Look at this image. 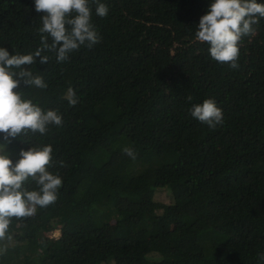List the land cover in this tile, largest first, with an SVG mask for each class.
Listing matches in <instances>:
<instances>
[{"label":"trees","instance_id":"16d2710c","mask_svg":"<svg viewBox=\"0 0 264 264\" xmlns=\"http://www.w3.org/2000/svg\"><path fill=\"white\" fill-rule=\"evenodd\" d=\"M99 2L109 9L99 17L90 0L100 42L64 62L45 51L30 70L47 87L18 90L63 123L5 154L15 163L51 145L62 187L55 203L11 219L0 264H264V18L233 69L196 39L212 0ZM42 15L34 0H0V47H41ZM208 98L223 111L215 129L189 111ZM25 188L38 190L31 178Z\"/></svg>","mask_w":264,"mask_h":264},{"label":"clouds","instance_id":"9594fccd","mask_svg":"<svg viewBox=\"0 0 264 264\" xmlns=\"http://www.w3.org/2000/svg\"><path fill=\"white\" fill-rule=\"evenodd\" d=\"M97 6L96 15L105 17L108 7L99 0H91ZM35 10L42 12V26L38 29L41 47L29 54H12L0 47V241L8 238L7 232L12 218L22 219L33 216L38 207L44 208L56 202L62 187V178L48 171L53 162L51 145L30 147L21 150L20 158L13 163L5 154L6 145L12 140L27 136L29 132L46 134L49 125L61 126L62 116L56 110H42L29 99H23L21 83L27 87L40 89L47 87L43 78L34 75L30 66L45 64L53 52L57 62L69 59V54L81 46L91 49L100 42L101 36L91 23L90 0H34ZM264 18V3L257 0H212L206 14L201 16L196 31V39L209 45L210 57L227 63L233 69L239 67V44L244 36L254 34L253 25ZM51 39V43H49ZM70 106L78 103L72 88L68 89ZM192 96L187 100L192 101ZM191 116L215 129L223 124V111L214 99L193 104ZM123 152L135 159L136 153L125 146ZM63 165V161H61ZM31 178L38 190H27L25 183ZM5 249H0V253ZM264 260V255H260Z\"/></svg>","mask_w":264,"mask_h":264},{"label":"rangeland","instance_id":"374dc122","mask_svg":"<svg viewBox=\"0 0 264 264\" xmlns=\"http://www.w3.org/2000/svg\"><path fill=\"white\" fill-rule=\"evenodd\" d=\"M158 198H159V199H160V198H163V196H162V195H158ZM160 200H161V199H160ZM58 234H59L58 231H54L52 235H53V236H58Z\"/></svg>","mask_w":264,"mask_h":264}]
</instances>
